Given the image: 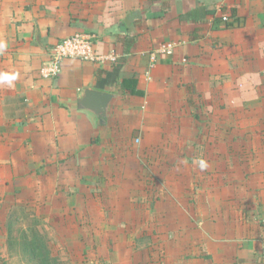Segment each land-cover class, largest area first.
<instances>
[{"label":"crops","instance_id":"crops-1","mask_svg":"<svg viewBox=\"0 0 264 264\" xmlns=\"http://www.w3.org/2000/svg\"><path fill=\"white\" fill-rule=\"evenodd\" d=\"M198 7L203 21L181 19ZM79 31L97 36L98 59H66L44 77L56 43ZM86 89L113 96L103 122L79 106ZM0 125V172L42 169L39 204L57 207L53 218L79 202L62 221L95 223L85 230L108 238L101 264H264V0H0ZM138 142V172L150 181H137V203L149 206L137 221L148 242L134 259L111 227L124 210L97 217L109 194L90 198L82 183L72 203L56 170L59 158L102 154L108 179Z\"/></svg>","mask_w":264,"mask_h":264},{"label":"rangeland","instance_id":"rangeland-1","mask_svg":"<svg viewBox=\"0 0 264 264\" xmlns=\"http://www.w3.org/2000/svg\"><path fill=\"white\" fill-rule=\"evenodd\" d=\"M0 128L2 129L0 131H3L5 126L0 125ZM2 133L3 132H0V134ZM145 147L147 148V146ZM139 148L140 143L138 142L137 153L133 150L129 151L128 154L130 157L125 159V165H127V168H124L125 171L118 173V171L115 170L111 177H108V179L100 170V167L104 166L103 160H105L102 158V154L94 156V158L91 157V161L89 159L86 161V159L80 158L77 159L75 163H73V159H69L67 162V159L59 158V165L57 166L58 168L56 170L58 176L57 182L60 183V185L65 186V188L61 189L60 192H62L61 194L65 195L66 197L70 198L72 203L74 199L73 194H75V197L80 196L81 192L77 184L82 183L88 186V191L91 192L90 195L92 196L90 198L102 200L105 199V194H107V196L109 194V200L104 201V203H106L105 207L101 206L102 204L100 202L98 205H94V207H96L97 213L99 214L97 217H101V215H105L106 217L108 208L110 209V212L113 213L114 211L116 214L119 213V211L124 210V217L121 219L119 218L118 221L115 219V222L111 223V227H114L116 230L118 237L117 242H120L122 245L132 242L135 251L133 253L128 252V256H132L134 259H137V244H139V241L148 242L147 239H145V241L139 240V235L141 234L139 229L141 224L139 221H137L139 218L137 213L140 212L137 211V209L141 208L137 203V196H139L138 193L140 192L137 190V181H150L149 174L145 173L141 176L138 172L137 167L140 161L137 158V155ZM100 151L101 149L99 148L97 153ZM31 160L34 161V163H37V165L40 164L38 159L34 157H32ZM85 167L87 168L85 169ZM115 167L116 166H113V169H115ZM41 170L42 169H39V172ZM39 172L35 171L33 174L21 173L12 176L7 175L5 172H0V186H5L4 189H0V256H2L8 264H30L20 253L17 254L15 250L10 252L7 243V228L11 217L13 220L17 217L14 223L15 228L18 229L20 227H26L27 218L25 215H28L30 217L34 216L40 222V228L48 237L52 254L57 258L59 264H91L97 262L101 264L106 258L102 259L103 255L100 253V251L98 252V246L100 247L102 245V241L107 242L108 238L104 239L100 236V234H97L96 236L94 233L89 231L87 232L85 230V226L87 224L93 225L95 224L94 222L82 223L78 219H76V222H73V220L62 221L71 217L72 212L74 213L76 210H78V215L80 214V209L82 206L79 202L77 203L78 205L76 207L65 208V210L60 212V214L64 213L65 211H67V214L71 212L70 215L68 214L67 216V214L64 213L59 217L53 218L52 216L53 214H56L55 211L57 207H54V209L51 211L49 208V211L47 212L45 210L47 209L45 208L46 206L43 207L41 204H39V201H41L38 199L37 194L38 186L40 184V181L38 182V176L41 175ZM152 176L153 175L150 177ZM5 181L6 183H4ZM118 181L123 183L126 182L128 184H135V189L124 187L118 190ZM107 182L110 185H108V190H104L103 184L106 185ZM155 192L156 190L154 192L149 191V195L146 194L142 197L144 198L145 196L146 202L153 201L155 198ZM198 192L199 191L197 190V187H194L190 190L189 196L193 197V199H196ZM152 193L153 196H150ZM150 197L152 200L148 199ZM160 199L161 198H158L157 200ZM92 208L93 207L90 206L88 209ZM153 208L160 209V207L155 206ZM141 209L143 211H149L148 204L144 205V207ZM50 212L51 215L49 216ZM64 225L67 226V228L68 226H71V228L75 229L76 231L71 232L70 230H65ZM90 239L96 241L95 247L93 248L91 247ZM109 241L110 245L115 244V237L110 235Z\"/></svg>","mask_w":264,"mask_h":264},{"label":"trees","instance_id":"trees-1","mask_svg":"<svg viewBox=\"0 0 264 264\" xmlns=\"http://www.w3.org/2000/svg\"><path fill=\"white\" fill-rule=\"evenodd\" d=\"M233 19L236 18L232 14ZM207 17V9L198 7L188 11L185 14L181 15V19H188L191 22L203 21ZM229 18V17H228ZM231 21H227V25ZM201 27H195L192 32L196 33ZM131 92L135 93L134 82L131 83ZM195 89L189 88V93L191 94L190 100L194 102L192 94H194ZM27 218L26 227L15 228V219L9 220L7 228V243L10 252L15 250L17 254L23 255V257L30 264H59L55 256H53L52 251L49 246L48 237L40 228V222L34 217L25 215ZM0 264H8L6 260L0 256Z\"/></svg>","mask_w":264,"mask_h":264},{"label":"built area","instance_id":"built-area-1","mask_svg":"<svg viewBox=\"0 0 264 264\" xmlns=\"http://www.w3.org/2000/svg\"><path fill=\"white\" fill-rule=\"evenodd\" d=\"M224 20L228 16L223 17ZM97 36L87 32H76L73 35L62 38L53 47L49 60L44 64L41 71L44 77H55L61 71V65L66 59H80L94 61L98 59L95 52V38Z\"/></svg>","mask_w":264,"mask_h":264},{"label":"water","instance_id":"water-1","mask_svg":"<svg viewBox=\"0 0 264 264\" xmlns=\"http://www.w3.org/2000/svg\"><path fill=\"white\" fill-rule=\"evenodd\" d=\"M112 97L110 93L86 89L80 96L78 102L81 108L93 113L103 122L107 116L108 105Z\"/></svg>","mask_w":264,"mask_h":264},{"label":"clouds","instance_id":"clouds-1","mask_svg":"<svg viewBox=\"0 0 264 264\" xmlns=\"http://www.w3.org/2000/svg\"><path fill=\"white\" fill-rule=\"evenodd\" d=\"M200 167L203 169V168H205V167H207V165H206V162L205 161H200Z\"/></svg>","mask_w":264,"mask_h":264}]
</instances>
